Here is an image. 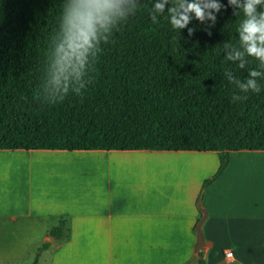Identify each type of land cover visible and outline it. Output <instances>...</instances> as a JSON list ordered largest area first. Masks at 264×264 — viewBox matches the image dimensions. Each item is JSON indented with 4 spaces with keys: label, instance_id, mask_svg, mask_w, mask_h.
I'll return each instance as SVG.
<instances>
[{
    "label": "trees",
    "instance_id": "trees-1",
    "mask_svg": "<svg viewBox=\"0 0 264 264\" xmlns=\"http://www.w3.org/2000/svg\"><path fill=\"white\" fill-rule=\"evenodd\" d=\"M149 7L143 0L102 45L82 96L49 104L39 95L61 0H0V150L217 152L219 169L206 186L226 171L230 152L264 151V91L232 103L223 75H246L223 62L222 45L235 42L239 23L232 9L214 27L194 21L191 36L184 29L178 37L166 20L151 22ZM51 234L67 239L68 220ZM187 264L206 263L198 252Z\"/></svg>",
    "mask_w": 264,
    "mask_h": 264
},
{
    "label": "crops",
    "instance_id": "crops-1",
    "mask_svg": "<svg viewBox=\"0 0 264 264\" xmlns=\"http://www.w3.org/2000/svg\"><path fill=\"white\" fill-rule=\"evenodd\" d=\"M229 158L206 186L217 152L0 150V262L33 264L47 243L38 264H187L201 199L205 263L264 264V168L249 176L264 151ZM62 219L65 240L51 234Z\"/></svg>",
    "mask_w": 264,
    "mask_h": 264
},
{
    "label": "clouds",
    "instance_id": "clouds-1",
    "mask_svg": "<svg viewBox=\"0 0 264 264\" xmlns=\"http://www.w3.org/2000/svg\"><path fill=\"white\" fill-rule=\"evenodd\" d=\"M57 28L44 56L39 98L44 103L62 102L69 93L82 96L92 82L91 73L114 34L141 11L143 0H61ZM151 22L167 21L178 37L198 21L214 27L218 14L232 9L239 18L235 42L223 43V62L246 72L241 77L225 69L224 77L234 89L231 102H242L250 94L264 91V0H149ZM254 64V67H249ZM43 93V95H41Z\"/></svg>",
    "mask_w": 264,
    "mask_h": 264
},
{
    "label": "rangeland",
    "instance_id": "rangeland-1",
    "mask_svg": "<svg viewBox=\"0 0 264 264\" xmlns=\"http://www.w3.org/2000/svg\"><path fill=\"white\" fill-rule=\"evenodd\" d=\"M4 151V150H3ZM5 166H11V168H12V166H13V162H9V163H5L4 164ZM9 167H7V168H9ZM263 163L262 162H254L253 164H250L249 165V176H252L254 173L256 174L255 176L257 177V174H261V171L263 170ZM248 176V177H249ZM250 182V181H249ZM248 182V183H249ZM255 184H258V183H260V181L258 182L256 179H255V182H254ZM52 237H54V236H52ZM5 239H3V238H0V241H4ZM38 253V252H37ZM37 255V254H36ZM36 255H35V258H36ZM47 256V255H46ZM3 257H5V256H3ZM12 259H13V256H10ZM14 257H16V256H14ZM1 259V258H0ZM35 260V259H34ZM47 262L45 261V259L43 260V263L42 264H46ZM0 264H32V260H28V259H26V258H21V259H15L14 258V260L13 261H11V262H9V263H7V261H5V262H0Z\"/></svg>",
    "mask_w": 264,
    "mask_h": 264
},
{
    "label": "water",
    "instance_id": "water-1",
    "mask_svg": "<svg viewBox=\"0 0 264 264\" xmlns=\"http://www.w3.org/2000/svg\"><path fill=\"white\" fill-rule=\"evenodd\" d=\"M199 209L200 211L202 212L203 214V217L200 219L198 225H197V228H196V233H197V241H196V244L194 246V253L197 255V253L202 250L205 246V243H204V237H203V234H202V230H201V226H202V223L204 222V220L207 218V212L202 209L201 207V199L199 200ZM54 239H56V237H53Z\"/></svg>",
    "mask_w": 264,
    "mask_h": 264
},
{
    "label": "built area",
    "instance_id": "built-area-1",
    "mask_svg": "<svg viewBox=\"0 0 264 264\" xmlns=\"http://www.w3.org/2000/svg\"><path fill=\"white\" fill-rule=\"evenodd\" d=\"M225 259L230 260L234 258V254L232 251L228 250L224 253Z\"/></svg>",
    "mask_w": 264,
    "mask_h": 264
}]
</instances>
